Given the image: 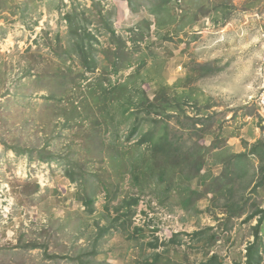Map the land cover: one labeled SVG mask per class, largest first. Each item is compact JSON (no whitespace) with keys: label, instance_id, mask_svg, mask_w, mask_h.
Segmentation results:
<instances>
[{"label":"rangeland","instance_id":"374dc122","mask_svg":"<svg viewBox=\"0 0 264 264\" xmlns=\"http://www.w3.org/2000/svg\"><path fill=\"white\" fill-rule=\"evenodd\" d=\"M139 3L2 2L0 264H79L93 249L110 264H202L214 254L246 264L259 216L245 220L249 205L228 217V208L264 209V160L251 153L264 145V0H167L157 14ZM72 11L96 34L94 71L57 54L75 39ZM113 30L125 43L118 67ZM58 71L77 83H38ZM165 131L173 145L163 158ZM42 150L57 158L38 159ZM238 153L248 155L240 177ZM73 163L98 175L92 212L83 201L93 192L66 175ZM178 163L190 181L178 168L160 178ZM31 241L40 246H18Z\"/></svg>","mask_w":264,"mask_h":264},{"label":"trees","instance_id":"16d2710c","mask_svg":"<svg viewBox=\"0 0 264 264\" xmlns=\"http://www.w3.org/2000/svg\"><path fill=\"white\" fill-rule=\"evenodd\" d=\"M6 0H0V6L2 5V2L4 3ZM30 1V0H29ZM31 1H36V0H31ZM129 4L131 5V7H133L134 9H137L141 4L139 2L142 3V1L148 2L150 4H153L152 7L149 6L150 10L152 11L153 14H157L163 11L164 8V4L167 0H128ZM137 3V5H135ZM76 7V5H75ZM25 9L27 10V6H25ZM75 9V8H74ZM138 10V9H137ZM157 11V12H156ZM77 13L76 11H72L69 12L67 14H65L66 19L68 20V33L72 35L73 42L69 45V49H65L64 51H57V54L59 55V57L61 58V60H67L68 58H73L74 56L76 58H78L80 60V64L82 65V68L85 71H94L97 67V58L94 55V50L95 47L93 46L92 42H90V39H95L96 40V34L93 33L91 30H88V28L84 25V22L79 19L77 17ZM104 20V19H103ZM149 18L146 20H143L142 23L147 25V27L150 26V22ZM106 28L107 29H111V24L108 22L106 24ZM113 37L112 40L116 41L118 44V48H120L117 52L110 50L112 56H111V61L113 65H116L117 67L123 64V48H125V43H124V39L119 36L117 37L115 35V32L113 30ZM116 50V48H115ZM72 51H74V53H72ZM107 53H109L107 51ZM122 53V55H121ZM122 58V61L119 64V59ZM131 63V62H130ZM129 63V64H130ZM203 71L210 73L215 71L216 69H214L211 66H200ZM217 71V70H216ZM77 75H68L66 72L60 73V71H58V73H55L54 75H43L41 77L38 78V83L40 84V82L49 79V82H53L58 80L63 86H67L68 82L69 84L74 83L76 84L77 82ZM81 76V75H80ZM127 112L125 109L123 110V113ZM200 121H203V119H200ZM136 130V129H135ZM153 135H151V140L153 139ZM144 141H148V138L146 136V134L144 135L141 143H143ZM104 141H101L99 143H103ZM98 143V144H99ZM171 145H173V142L171 143ZM170 142H169V137H168V131H165L163 136H162V140H160V143L158 146H160V148H164L165 146H171ZM18 153L23 152L22 150H20L18 147H13ZM178 148V147H176ZM167 148L165 147L163 149V153L162 156L167 157V156H172L171 152H168L166 150ZM27 152L33 153L34 149L32 150H25ZM252 154H257L259 156V158L261 160H264V145H262L261 143L255 145V147L252 149L251 151ZM31 155V154H30ZM31 158L33 157V154L31 155ZM57 157H55L52 153H48L47 151H40L39 152V156L38 159L42 160V161H46V162H51L54 159H56ZM235 162H232L234 166H236V176L240 177V175H246L248 174V163L247 159H248V155L247 153H238L235 155ZM204 161L200 160L197 162V166L200 168V166L203 164ZM180 164H175V165H170L167 167H164V169L161 171L160 173V178L163 177V175L165 173H170V170L172 171V173L175 170V173L177 172V168L179 169L180 173L183 174V176H187V179H189V181L192 179V177L189 176V174L185 173V169H183L181 166H179ZM74 163L71 164L68 168H66V175L70 177V180L75 182V181H81L82 186L85 187V191L87 192L92 191L93 193L90 195V193H87L83 203L87 206V208L92 212L94 210V204H95V199L94 196L96 194V187L92 189V187L95 185V181H93L92 183L91 178H96L98 179V175H96V173H90L87 174L88 171H86L85 169H79L76 170V168L74 167ZM175 168V169H174ZM264 169V168H263ZM183 170V171H182ZM199 170V169H198ZM190 171V169H189ZM263 182H259L255 188L254 191L257 190L258 187L261 186ZM40 188V186L38 184L35 185V190H38ZM233 189L230 190L231 194H233ZM253 191V192H254ZM30 192V191H29ZM27 191V193H29ZM222 192V190H221ZM183 193V192H182ZM230 195V194H229ZM229 200V199H228ZM137 202V201H134ZM257 204V203H256ZM230 207L228 208L229 212H232L231 215H229L228 217H232V218H236V217H241L242 215L246 214L250 209H249V205L251 208H253L254 210L247 214L245 220H252V218L259 216L258 217V223L257 225H255L253 227V233H254V241L252 243H250L247 247V262L246 264H260L261 260L260 257L261 255L259 254V250L260 247L262 245V237L260 235L262 229H263V220H264V209L260 208L259 206H254L253 204H241V203H234V206L229 203ZM255 207V208H254ZM137 230H140L139 228H137ZM173 241L175 239H172ZM154 245H157L154 244ZM18 246L22 247L23 249H35L38 248L40 245L39 243L35 242V241H31V242H24V243H20L18 244ZM90 255L91 258L87 259L85 261L84 257ZM49 258H57L59 255H52L49 253ZM97 250L93 249L91 251L90 254H86V255H82V256H78L77 258L80 260L79 264H110L106 261H98L97 260ZM88 258V257H86ZM157 262L155 261L156 264ZM202 264H224L223 263V259L218 255V254H214L211 257H209L208 261H206L205 263Z\"/></svg>","mask_w":264,"mask_h":264},{"label":"crops","instance_id":"0c3cea01","mask_svg":"<svg viewBox=\"0 0 264 264\" xmlns=\"http://www.w3.org/2000/svg\"><path fill=\"white\" fill-rule=\"evenodd\" d=\"M206 262V261H205Z\"/></svg>","mask_w":264,"mask_h":264}]
</instances>
